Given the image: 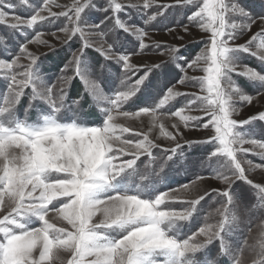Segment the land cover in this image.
Segmentation results:
<instances>
[{
	"label": "snow or ice",
	"instance_id": "1",
	"mask_svg": "<svg viewBox=\"0 0 264 264\" xmlns=\"http://www.w3.org/2000/svg\"><path fill=\"white\" fill-rule=\"evenodd\" d=\"M173 11L185 32L209 34L194 57L146 43ZM46 24L59 48L37 30ZM0 26V264H246L233 236L257 214L258 242L244 245L250 264H264V182L251 178L264 169V110L235 118L264 96V0H0ZM161 48L168 59L134 61ZM189 85L206 94L178 88ZM120 117H147V130ZM205 160L223 187L185 198L195 181L168 183L181 172L204 179L195 169ZM209 199L215 221L201 224Z\"/></svg>",
	"mask_w": 264,
	"mask_h": 264
},
{
	"label": "rangeland",
	"instance_id": "2",
	"mask_svg": "<svg viewBox=\"0 0 264 264\" xmlns=\"http://www.w3.org/2000/svg\"><path fill=\"white\" fill-rule=\"evenodd\" d=\"M71 0H57V3L61 5L69 4ZM133 2H137V0H133ZM161 3L165 2H170V0H160ZM17 11L23 13V9H18ZM53 11H61L59 8H53ZM134 18L139 19L140 17L138 14L135 12H131ZM188 21L183 17L181 13H176L175 11L172 12L171 15H169L166 19L165 18H160V23L156 24L155 30H150L149 32V39L146 40V43H152L154 41L161 42L162 44H168V45H176L180 46L181 50L183 52V55L185 57H194L197 53H199L203 46H204V39L209 35L207 33L202 32L198 27H193L189 26V31L185 32L183 27L180 25L187 24ZM167 25L169 27L174 28V31L168 32L163 30V26ZM37 30H43L45 31V36L44 39L49 40L51 43H54L57 45L59 48V42L56 41L51 35L47 34L49 30L51 31H56V26L54 25H45L42 29L37 28ZM258 27L254 26L252 31L256 32L258 31ZM0 31H7V29L3 28L0 26ZM61 37L63 36L62 33H57ZM182 37V39H181ZM247 39V36L241 37L237 43H243ZM30 50L40 54L42 52L47 51L43 46L40 45H30L29 46ZM160 59H168L166 51L161 48L159 52H154L152 50L146 51L143 56H138L134 57V61H140L143 60L145 62H150L151 60H160ZM245 63H247L250 66L253 67H259V62L258 60L247 57L245 59ZM188 75L189 76H203L204 73L200 70L193 71L191 69H188ZM239 83L242 85L247 84V81L244 80V78H239ZM180 91L184 92H196L198 95H204L206 93H203L200 91L199 87H191L189 86H178ZM248 91H251V88L249 87L247 89ZM183 102V98H179ZM239 112L235 115V118L237 120L245 119L250 115L255 114L257 111L264 110V96L260 97H254L253 104L251 106H239ZM20 114V113H19ZM192 115H197V116H202L204 121L206 122L208 117L205 116L202 112H194L191 113ZM23 118V112L21 113V117ZM30 119L35 120L37 119L36 116L30 117ZM118 123L123 124L126 127H130L139 131H146L147 126H148V118L147 117H141L140 119L137 120H132V119H125V118H118L117 120ZM165 124L166 126L169 127V130L171 129V124L173 122H176L175 118L172 119H165ZM183 134L185 138L187 139H193V140H201L204 139L207 135L208 132L207 130H187L183 129ZM158 134V131H154L152 133L153 138ZM127 136H131L132 133L126 134ZM257 135L259 136V125H257ZM159 143L162 144H167L169 142L167 141H158ZM247 146V145H246ZM198 147H208L206 145H201ZM189 151H192V149H189ZM199 154V153H197ZM249 159L253 160V163H262V161L254 156V155H249ZM211 165V166H210ZM212 166H215V161L209 162V161H204L202 165L198 166L195 171L198 172L199 174L204 176V179L202 180H197L195 175L193 174L192 171L186 173H179V174H173L168 178V183L171 184L172 187H176L178 184H184V183H189L191 181H195V183L191 184V190L186 193H181L185 198H191L195 196L197 193L203 194L205 190H208L210 188H220L223 187V185L220 184L219 181L215 180L212 178V171L211 168ZM251 178H253L257 182H264V169H256L251 173ZM204 204L203 209L201 210L200 214V221L201 224L203 223V220L205 217L209 218V222H214L215 218L213 216H209L210 213L214 214L215 209L219 207V205L215 202L214 199H209L206 200L205 202H202ZM172 207L175 208H180L181 205L177 203H172ZM50 214V218H51ZM96 219H99L97 217ZM58 226H64L62 222L55 221ZM247 223V221H246ZM259 223V214L256 215V217L253 218L251 224H250V231L248 228H242L238 230L237 234L233 236L234 241H238L242 247H245V253H244V259L246 261V264H250V258L248 256V252L246 249V246L244 245V241H247V245H254L257 244L258 239H259V230H258V225ZM182 231L186 230V226L182 225L181 226Z\"/></svg>",
	"mask_w": 264,
	"mask_h": 264
}]
</instances>
